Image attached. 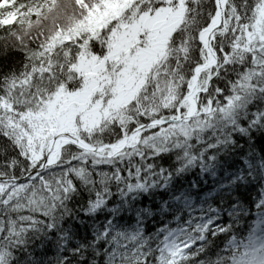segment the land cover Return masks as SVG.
Segmentation results:
<instances>
[{"label": "snow or ice", "instance_id": "obj_1", "mask_svg": "<svg viewBox=\"0 0 264 264\" xmlns=\"http://www.w3.org/2000/svg\"><path fill=\"white\" fill-rule=\"evenodd\" d=\"M0 264H264V0H0Z\"/></svg>", "mask_w": 264, "mask_h": 264}]
</instances>
